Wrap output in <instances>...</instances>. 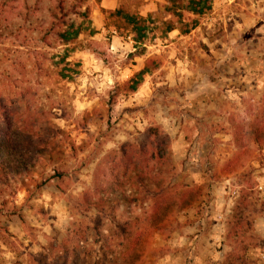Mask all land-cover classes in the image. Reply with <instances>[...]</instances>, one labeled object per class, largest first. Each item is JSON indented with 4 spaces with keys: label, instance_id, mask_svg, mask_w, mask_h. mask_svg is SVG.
<instances>
[{
    "label": "rangeland",
    "instance_id": "rangeland-1",
    "mask_svg": "<svg viewBox=\"0 0 264 264\" xmlns=\"http://www.w3.org/2000/svg\"><path fill=\"white\" fill-rule=\"evenodd\" d=\"M66 1L83 12L71 15L79 32L69 43L45 44L38 39L56 0H27L29 5L36 3V9L28 10L26 19L23 10L21 15L17 10L0 11V94L19 114L27 113L30 105L39 108L54 130L51 152L29 173L0 179V264H36L43 251L63 264H99L102 244L121 247L111 241L110 233L122 220L132 221L142 239L131 255L122 246L115 253L122 256L116 264H158L169 249L184 247L195 254L211 251L200 259L202 264H264V232L257 222L264 219V196L257 189L258 181L264 180V142H254L250 134V124L264 117V83L258 91L250 89L241 104L232 97L217 99L222 109L213 112L222 117L203 121L188 107L174 105L181 99L171 79V61L177 59L195 61L197 70L208 73L203 61L214 58L220 40L238 37L230 12L251 11L254 2L256 13L262 15L264 0H212L211 10L198 16L196 26L181 37L175 35L177 29H166V0H118L116 7L126 5L145 18L140 44L128 33L105 27L102 0H84L81 5ZM256 30L249 27L239 38L248 42L256 34L264 44V31ZM146 57H154L158 67L143 75L134 92L124 94L119 86ZM151 124L160 125L168 138L167 186H200L199 197L152 225L149 195L128 186L132 201L110 196L98 216L81 200L82 193L92 189L96 164L122 144L143 142ZM235 124L244 127L242 144L234 141ZM93 216L101 217L98 233ZM79 227L85 232L75 233L78 242H68L76 250L70 259L60 256L59 248L51 249V243L61 242L68 230ZM175 235L187 240L176 247ZM168 238L171 246L162 241ZM182 260L198 264L193 256ZM175 261L171 258V264L179 263Z\"/></svg>",
    "mask_w": 264,
    "mask_h": 264
},
{
    "label": "trees",
    "instance_id": "trees-1",
    "mask_svg": "<svg viewBox=\"0 0 264 264\" xmlns=\"http://www.w3.org/2000/svg\"><path fill=\"white\" fill-rule=\"evenodd\" d=\"M82 1L84 0H78V4L81 5ZM166 1L165 11L170 16L166 22V29L167 31L177 29L181 34H187L196 26L197 17L208 13L212 8V0ZM66 2V0H56L54 7L49 10L47 27L41 31L38 38L43 43L50 44L52 40L69 43L76 38L79 26L75 27L71 15L83 12L80 11L81 6ZM30 9H36V3L29 5L27 0H0V11L17 10L19 15L24 11L25 19L28 17ZM99 9L103 15L105 27H111L119 34L128 33L136 44L142 43L147 25L145 18L140 13L122 4L115 8L100 6ZM87 10L88 8L85 9L86 12ZM61 61H63V57ZM157 67L154 57H146L143 66L125 79L119 88L124 94L134 92L143 75L154 71ZM262 111L264 113V110ZM262 118L256 124H250L251 140L256 143L264 142V117ZM46 120L47 118L44 117L41 110L39 108L33 110L31 105L28 107L27 113L19 114V112L13 111L7 105V99L0 94L1 180L7 178L8 175L15 178L29 173L40 157L51 152L50 148L54 143V130ZM243 128L239 124L234 125V141L236 143L242 144L243 134L240 132ZM144 136L143 142L122 144L117 152L112 150L96 164L92 177V189L83 192L81 200L84 206L95 209L98 216L104 213L110 196H118L125 202L132 201L128 186L137 189L139 193L149 195L148 218L152 225L163 222L174 209L180 210L191 206L199 197L200 186L182 185L172 190L167 186L164 167L170 163V148L167 135L163 133L160 125L147 126ZM105 215L110 216V212ZM98 216L91 217L94 224L93 229L97 233L100 232L98 224L101 218ZM131 222L128 220L117 221L115 228L111 233L109 232L112 237L111 241H115L117 246H123L124 252L128 255L137 249L142 239V235L133 229ZM81 229L82 227H79L78 230H68L61 242L50 244L51 249L59 248L60 256L66 260L70 259L76 250L73 249V246L69 248L68 242H78L79 239L73 237L78 235V232H85V229L82 232ZM121 247L116 249L110 242L102 244L100 247L101 256L97 258V263L116 264L122 256L115 255V253L122 251ZM38 256L36 264H63L58 257H54L55 259L48 257L44 251L39 252ZM139 256L140 253L135 257Z\"/></svg>",
    "mask_w": 264,
    "mask_h": 264
},
{
    "label": "crops",
    "instance_id": "crops-1",
    "mask_svg": "<svg viewBox=\"0 0 264 264\" xmlns=\"http://www.w3.org/2000/svg\"><path fill=\"white\" fill-rule=\"evenodd\" d=\"M117 1L102 0L101 5L104 8H115ZM150 2L152 3V0ZM253 3L250 6L251 11L244 12L237 9L232 12L230 10L233 17L232 28L235 37H238L232 42L220 40L221 46H218L214 51V58L209 56L206 61H203L204 65L209 66L208 73L202 74L197 70L195 61L190 59L171 61V70L173 71L171 79L176 87L173 88V91L181 99L180 104L174 101L176 107H188V111L199 115V119L203 121L208 118L213 119V117L220 118L222 115L213 112V110L220 111L222 109L218 105L217 99L232 97L239 102L238 104H241L242 97L250 92V89L258 91L260 87H263L264 44H261V36L255 34L248 39V42H244L239 38L242 35V31L249 27L254 29L257 27L256 31L258 32L264 31V14H257L256 5ZM175 31V35L182 36L178 30ZM213 65L214 67H212ZM209 81H212L211 86L206 85ZM189 84H192V86ZM261 219L260 217L257 222L259 227H261V231L263 229V234L264 219ZM176 235L174 236L175 242L173 245L179 247L181 240L183 239L184 241L186 237H179L178 239ZM162 241L168 242L171 246V238H168L167 241ZM197 252L198 254H195L193 248L190 247H184L183 250L182 248H177L175 251L169 249L161 259V263L159 262L158 264H171V258L179 260V263L175 261L177 264H182V258L187 256L195 257L197 263L202 264L203 259L207 255L212 254L211 251L206 249L203 251L198 250ZM201 258L202 261H200Z\"/></svg>",
    "mask_w": 264,
    "mask_h": 264
},
{
    "label": "built area",
    "instance_id": "built-area-1",
    "mask_svg": "<svg viewBox=\"0 0 264 264\" xmlns=\"http://www.w3.org/2000/svg\"><path fill=\"white\" fill-rule=\"evenodd\" d=\"M257 189L262 194V196H264V180L261 179L258 181ZM262 256L264 257V255H262Z\"/></svg>",
    "mask_w": 264,
    "mask_h": 264
}]
</instances>
